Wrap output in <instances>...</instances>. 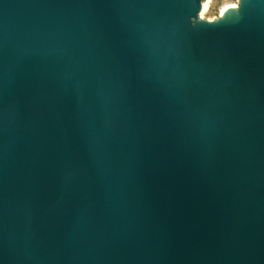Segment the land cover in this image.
I'll use <instances>...</instances> for the list:
<instances>
[{
    "label": "water",
    "instance_id": "obj_1",
    "mask_svg": "<svg viewBox=\"0 0 264 264\" xmlns=\"http://www.w3.org/2000/svg\"><path fill=\"white\" fill-rule=\"evenodd\" d=\"M0 0V264H264V0Z\"/></svg>",
    "mask_w": 264,
    "mask_h": 264
},
{
    "label": "rangeland",
    "instance_id": "obj_2",
    "mask_svg": "<svg viewBox=\"0 0 264 264\" xmlns=\"http://www.w3.org/2000/svg\"><path fill=\"white\" fill-rule=\"evenodd\" d=\"M207 8L200 13V18L214 19L219 17L227 5H238V0H207Z\"/></svg>",
    "mask_w": 264,
    "mask_h": 264
},
{
    "label": "bare ground",
    "instance_id": "obj_3",
    "mask_svg": "<svg viewBox=\"0 0 264 264\" xmlns=\"http://www.w3.org/2000/svg\"><path fill=\"white\" fill-rule=\"evenodd\" d=\"M203 11L207 8V2H205V3H203ZM227 7V6H226ZM226 7H224L223 9H222V11H221V14H222V12L224 11V9L226 8Z\"/></svg>",
    "mask_w": 264,
    "mask_h": 264
}]
</instances>
